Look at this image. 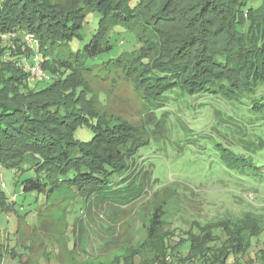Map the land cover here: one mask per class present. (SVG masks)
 <instances>
[{
	"label": "trees",
	"instance_id": "obj_1",
	"mask_svg": "<svg viewBox=\"0 0 264 264\" xmlns=\"http://www.w3.org/2000/svg\"><path fill=\"white\" fill-rule=\"evenodd\" d=\"M80 3L100 12L93 35L77 51L54 52L55 45L82 39L88 12ZM112 27L126 29L139 44L127 70L142 90L154 134L179 130L178 121L161 109L169 98H188L181 104L184 111L223 133L222 157L256 168L251 148L264 145V0H71L63 6L0 0V164L36 159L39 172L23 180L24 191L50 183L52 189L59 182L90 192L111 187V179L126 174L135 154L149 144L137 128L107 120L93 105L89 75L96 63L87 61L114 49ZM15 31L35 34L50 80H32L22 62L23 57L32 61V50L24 42L12 48L1 37ZM80 126L91 127L90 140L76 138ZM136 176L132 172L122 181L119 190L125 194L114 202L127 206L140 197ZM261 219L264 213L246 211L174 240L156 214L145 241L130 250L140 264L143 257L144 264H164L168 255L180 264H264V246L251 255L246 236L262 234ZM217 227L221 235L209 236L206 228Z\"/></svg>",
	"mask_w": 264,
	"mask_h": 264
},
{
	"label": "rangeland",
	"instance_id": "obj_2",
	"mask_svg": "<svg viewBox=\"0 0 264 264\" xmlns=\"http://www.w3.org/2000/svg\"><path fill=\"white\" fill-rule=\"evenodd\" d=\"M48 1L63 6L71 0ZM80 5L88 12L82 39L55 45L54 52L77 51L93 35L100 12L87 4ZM111 32L114 49L87 61L96 63L89 75L93 105L107 120L131 124L138 129L140 139L148 138L150 142L135 154L126 174L111 179L112 188L95 192L63 182L52 189L50 183L41 190L24 191L23 180L39 172L33 166L36 159L27 157L13 167L0 164V264H132L133 259L134 264H140V256H134L130 247L145 241L146 230L156 214L173 233L172 238L180 240L187 238L190 230L199 232V228L229 216L250 211L259 217L264 213V145L251 148L256 151L252 155L257 158L251 162L256 168L231 164L218 146L223 143V133L182 108L188 98H169L165 109H161L178 121L179 130L170 133L164 128L154 134L148 125L142 90L127 70L135 57L132 51L139 44L124 28L112 27ZM24 36L21 31L1 35L12 48L19 42L27 46ZM199 108L203 111L202 105ZM93 135L87 126L75 132L76 138L83 141ZM132 172H137L135 188L140 189V197L127 206L114 202L118 194H125L119 188ZM251 193L255 195L253 200L249 198ZM206 230L209 236L212 232L220 236L222 228ZM246 236L254 256L264 246V230L259 237ZM148 259L151 261V254ZM233 260L230 257L228 261Z\"/></svg>",
	"mask_w": 264,
	"mask_h": 264
},
{
	"label": "built area",
	"instance_id": "obj_3",
	"mask_svg": "<svg viewBox=\"0 0 264 264\" xmlns=\"http://www.w3.org/2000/svg\"><path fill=\"white\" fill-rule=\"evenodd\" d=\"M24 37H25V41L27 43V45L29 46V48L32 50V56H31V60L29 61V59L27 57H23L22 58V62H24V64L26 65V68L29 71L30 74V78L32 80H36V81H48L50 80V75L49 73H47L41 64V58H40V43L37 40L36 36L34 33L31 32H26L24 33ZM249 198L250 200H253L255 198V195L253 193L249 194ZM166 264H180L175 262L171 256H166L165 258ZM186 264H193L191 262L186 263Z\"/></svg>",
	"mask_w": 264,
	"mask_h": 264
},
{
	"label": "crops",
	"instance_id": "obj_4",
	"mask_svg": "<svg viewBox=\"0 0 264 264\" xmlns=\"http://www.w3.org/2000/svg\"><path fill=\"white\" fill-rule=\"evenodd\" d=\"M185 251V249L183 250V252Z\"/></svg>",
	"mask_w": 264,
	"mask_h": 264
}]
</instances>
